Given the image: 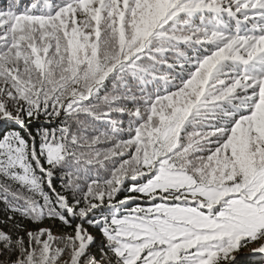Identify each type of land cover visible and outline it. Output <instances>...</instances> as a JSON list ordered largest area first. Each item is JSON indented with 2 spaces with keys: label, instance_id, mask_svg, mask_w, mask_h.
<instances>
[{
  "label": "snow or ice",
  "instance_id": "6c2138e0",
  "mask_svg": "<svg viewBox=\"0 0 264 264\" xmlns=\"http://www.w3.org/2000/svg\"><path fill=\"white\" fill-rule=\"evenodd\" d=\"M0 264L264 256V0H0Z\"/></svg>",
  "mask_w": 264,
  "mask_h": 264
},
{
  "label": "trees",
  "instance_id": "16d2710c",
  "mask_svg": "<svg viewBox=\"0 0 264 264\" xmlns=\"http://www.w3.org/2000/svg\"><path fill=\"white\" fill-rule=\"evenodd\" d=\"M3 211L0 206V221L3 220ZM235 255L236 264H264V256L254 255L249 248H241Z\"/></svg>",
  "mask_w": 264,
  "mask_h": 264
}]
</instances>
